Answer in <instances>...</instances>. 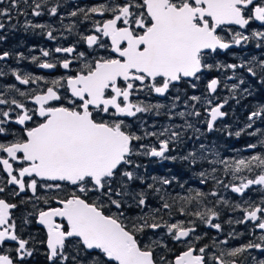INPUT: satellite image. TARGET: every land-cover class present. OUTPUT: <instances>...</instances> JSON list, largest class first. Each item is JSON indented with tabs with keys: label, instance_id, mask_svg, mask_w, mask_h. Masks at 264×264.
Returning <instances> with one entry per match:
<instances>
[{
	"label": "snow or ice",
	"instance_id": "6c2138e0",
	"mask_svg": "<svg viewBox=\"0 0 264 264\" xmlns=\"http://www.w3.org/2000/svg\"><path fill=\"white\" fill-rule=\"evenodd\" d=\"M38 254L264 264V0H0V264Z\"/></svg>",
	"mask_w": 264,
	"mask_h": 264
},
{
	"label": "flooded vegetation",
	"instance_id": "af4514ba",
	"mask_svg": "<svg viewBox=\"0 0 264 264\" xmlns=\"http://www.w3.org/2000/svg\"><path fill=\"white\" fill-rule=\"evenodd\" d=\"M36 44L37 48L40 46L49 47L51 46V42L45 41L41 36L33 35L32 33H25L23 31H18L14 34L9 35L7 42L3 45L4 47H13L16 46L21 51H27V47ZM11 63V62H10ZM29 70L32 69V66L27 65V62H23ZM234 103V102H232ZM241 119H243L244 114L241 116L237 115ZM214 139V137H213ZM243 144V140L240 141ZM221 144L224 143V141H220ZM166 167H171V165H166ZM164 169H161L163 171ZM187 179V177H185ZM243 230V229H241Z\"/></svg>",
	"mask_w": 264,
	"mask_h": 264
},
{
	"label": "trees",
	"instance_id": "16d2710c",
	"mask_svg": "<svg viewBox=\"0 0 264 264\" xmlns=\"http://www.w3.org/2000/svg\"><path fill=\"white\" fill-rule=\"evenodd\" d=\"M246 113V109L242 108V107H237L236 109V114L241 116L244 114L245 115ZM227 139V138H225ZM244 143V141H243ZM235 147H242L243 144L240 142V143H236L234 145ZM34 264H44V258L42 256H40L39 254L35 257V260H34Z\"/></svg>",
	"mask_w": 264,
	"mask_h": 264
}]
</instances>
